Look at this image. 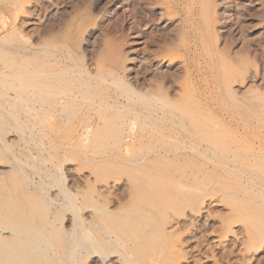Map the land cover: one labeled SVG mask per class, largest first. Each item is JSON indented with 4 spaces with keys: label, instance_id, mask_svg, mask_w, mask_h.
Wrapping results in <instances>:
<instances>
[{
    "label": "rangeland",
    "instance_id": "rangeland-1",
    "mask_svg": "<svg viewBox=\"0 0 264 264\" xmlns=\"http://www.w3.org/2000/svg\"><path fill=\"white\" fill-rule=\"evenodd\" d=\"M17 1L0 0V25L5 21L8 24L14 23L22 33L28 34L30 40L26 43L15 34H9L4 40L5 47L19 41L21 45H34L43 38H39L37 31L53 19L52 12H59L57 14L61 16L62 22L73 19L84 26L75 36L78 37L79 50L92 57L87 55L88 63L93 62L89 63L91 68L94 67L96 48L98 52L105 42H117L121 44L122 52L127 50L125 53L128 52L127 55L131 54L132 57L136 54L133 58L138 65L133 67L132 75L141 69L143 62L139 61L144 59L145 49L151 48L147 45L148 38L159 32V28L171 30L172 22L166 18L179 19L174 13L168 14L164 5H159L160 8L151 6L158 13V18L159 11L164 9L163 20H155L151 25L140 23V27L136 26L138 28L134 30L130 29L128 23L131 22L127 14L130 0H20L21 7ZM53 2L55 4L49 8ZM142 2L139 0V5ZM239 2L253 11L246 19L240 17L241 22L232 14ZM217 5L220 16H230L217 32L223 36L230 33L236 37L237 41L232 45L234 50H238L247 38L255 39L261 36L259 33H264V28L258 24V13H261L260 9L264 10V0H217ZM224 7L229 8L230 13L225 15ZM80 9L85 10L81 12ZM140 14L138 17L144 15ZM87 15L92 18L86 20L88 24H85ZM175 24H178V20L172 24V28ZM112 25L119 27L114 29ZM242 27L247 32L243 33ZM242 36L243 41L240 42ZM258 41L259 50L253 46L249 53L251 57H256L247 78L242 83H232V87L238 90V98L248 104V110L243 102L239 107L220 98V78L215 76L209 78L205 93H192V110L188 112L184 108L186 112L181 111L189 115H182L177 109L174 111L173 115L177 117H205V120L209 118V122L212 120L209 125L213 133L217 132L214 136L218 142H193L187 136L190 129L188 124L181 126V130L178 125L163 122L149 126L148 130L147 121L151 118L144 113H138L132 118L136 124H133L134 132L141 134L142 138L131 142L122 141L119 135L129 122L123 124L121 121L124 117L127 119L129 113L126 114V110L129 107H124L121 114L116 113L117 110L113 112L114 109L111 111L107 108L110 112L101 109L99 112L101 115L106 114L107 121L101 127H94L88 138L78 133L83 132L81 127L84 128V122L89 120L90 115L97 117L96 111L83 110L82 113V109L80 112L70 110L62 115L68 116L62 127L51 126L56 127L51 129L46 114L43 115L45 119L41 116L39 121V117L31 115V111L23 112L15 106L9 112L0 110V162L6 165L4 168L8 169L9 177L8 180L4 176L5 183L8 188L19 190V195L13 190L12 196L22 207L26 202L23 204L20 197L25 200L30 195L26 201H31L33 197L37 208L34 209L36 214H31L37 228L44 225L47 229L50 225L45 223L48 222L53 226L52 233L44 232L43 236L35 239V247L51 245L50 249L56 251V257L63 260L60 262L67 264L60 247L66 245L68 231L75 224L73 215L79 214L89 222L82 221V225L78 222L76 235L82 234L80 237L83 239L78 237L80 243L87 241L90 244L85 242V250H76L70 264H97L95 259L99 261L103 256L107 260H116L111 264H264V110L261 111L264 109V57L261 53L264 41ZM96 42L98 46H95ZM58 44L63 51L69 50L66 49L68 46L65 47L67 42ZM181 44V54L174 55L176 66L171 68L165 62L161 68L163 71L166 69L172 72L181 66L179 69L183 74L186 61L191 63L192 67L188 66L193 70L199 66L194 63V59L192 61L186 45ZM45 47L47 45L41 49ZM36 57L39 55L32 54L27 60L28 65ZM81 58L80 55L77 59L78 65ZM189 58L193 63L188 61ZM211 69H215L214 65H211ZM255 85L256 90L249 92V87ZM112 88V85L101 84L97 90L98 95H105L109 91L112 93ZM208 100L211 106L206 109L205 102ZM242 106L246 111H252L250 108L254 107L253 112L257 110L261 113L259 116L246 115ZM16 109H19V114L13 111ZM10 168L15 170L11 169L13 175L12 172L8 174ZM13 184L20 188L16 185V190ZM50 198L54 200L50 201ZM81 226L87 229L85 235ZM41 230L43 232V228ZM87 244L90 245L89 250Z\"/></svg>",
    "mask_w": 264,
    "mask_h": 264
},
{
    "label": "bare ground",
    "instance_id": "bare-ground-1",
    "mask_svg": "<svg viewBox=\"0 0 264 264\" xmlns=\"http://www.w3.org/2000/svg\"><path fill=\"white\" fill-rule=\"evenodd\" d=\"M11 2L13 3L14 1ZM16 3L20 6L22 4V1L18 0ZM130 3L131 5L128 6L130 7V9L127 13L129 19L131 20V22H128L130 23V29L136 30L138 27H140V23L141 25H151L155 22V20H160L163 17L164 9L162 8V11H159V18L157 15L158 13L156 14L155 9H153L154 7L156 8L159 5H164L165 11H167L168 14L174 13L179 16V19H176L178 20V24H175L173 28L172 24L176 22V20L172 19L173 17H169L168 19L166 18V20H170L172 22L171 27L169 26L171 30L167 28L169 29L167 30L169 32L164 30L166 29L165 27L163 29L159 28V32L155 33V31L154 35L150 34L151 36L148 38L149 40L147 42V45L149 46L148 48H150V46L151 48L149 50L145 49V55L144 57H142L144 59L141 58V61L137 59L140 63H143H141V69H139L138 71L135 70L137 72L135 73V75L132 74L134 73L133 67L135 68L138 65V63H135L136 60H134V56H136V54L133 55V58L131 54L127 55L128 52L125 53L127 50H125V52H122L120 49L121 44L117 42H115L114 44L105 42L103 46H101L102 49L100 48L98 52L96 48V54H94V67L91 68L90 64L93 62L90 61V64L88 63L89 57H87V55L89 53L87 55H84L85 51L79 50L78 37L75 36L76 33L84 26L81 25L82 23L77 24L73 19H71L70 21L66 20V22H62L60 19L61 16L58 15L59 12H54L55 14H53L52 12L53 19H51V21H49L48 23L45 22L46 24L41 26V30L39 32L37 31V33H39V35L37 34L39 38H43H38V43H36L37 41L35 40L36 42L35 44L32 43L34 44L32 46H27L24 44L21 45L19 41V43H15L11 46L5 47L4 40L6 38V35L15 34L24 42L29 41L30 38L27 36L28 34L25 35L20 29L16 28L14 23L8 24L7 21H5L2 26L0 25V110L9 112V110L11 111V109H15V106L22 111H31V115H34V117L36 118L39 117V121L41 119V116L46 114L45 118L49 117L50 121H48V123L50 127L60 125L62 127V124H64L65 121L68 120V116L62 117V115H65V113H69L68 111L70 110L80 112L82 109V113L83 110L96 111L97 117L90 115L89 120L84 122V128L81 127V129H83V132L81 131L82 134L81 132L78 133L82 137L88 138L94 127H101L107 121V117L105 116L106 114H100L99 111L101 109L105 108L104 111L107 108H109L111 111L112 109H114L113 112L117 110L116 113L119 114L120 112L121 114L124 107H129L130 109L128 108L129 110H126V114L129 113V115L126 116L127 119H124L125 117H122L123 119L121 121L123 124L129 122V125L127 123V128H124V132L120 133L119 135V138L122 141L131 142L142 138L141 134L138 133L140 136H138L137 133L135 134L134 125L136 124L132 122V118L134 119L133 116L138 115V113H144V115L146 114L149 118H151L147 121L149 123L148 127L154 124H162L163 122H168L171 125L173 124L175 126L178 125L179 127L188 124L190 129L188 130L189 132L187 136L193 142L217 141L214 136V134H216L217 132L213 133L212 128L209 125L212 120L209 122V118L205 120V117L201 119L200 117H177L176 114L173 115L174 111L180 110V114L189 115V113L184 114L181 111L184 112V108L188 112L192 110V93H205V91L208 90L209 85L207 83L209 78H214L215 76H218L217 79L220 78V82H218V93L220 94V98H224L236 106H241V103L243 102V105H247L245 107L248 110V104L246 102L244 103V101H242L240 97L238 98V90L232 87V83L238 81L244 82L243 80L247 78L252 67L255 65L254 58L256 57H251L249 53L251 51V48L253 49L254 47H257L256 50H259L258 42L260 43V41L258 40L264 41V33L262 31L261 32L263 34L257 32L259 33L258 35L261 36L255 39H249L246 37L247 39L244 41V36H242V39H239L240 42L241 40L243 41L241 47L238 50H234V46L232 47V45H234L233 43L237 41L236 37H234V35L230 33L229 35L224 34L223 36L217 32L218 29L226 22V18L230 17L229 15L225 17L218 14L219 12L216 8L218 6L217 0H143L141 5H139V0H130ZM239 3L236 4L233 8L232 14H234L236 20H239V22H241L240 17H245L246 19V17L250 16L253 11H249V8L246 7L247 5L241 4L242 2ZM54 4V2L51 3L49 5V8ZM19 6L18 8L20 10L21 6ZM151 6L153 8H151ZM160 7L161 6H159V8ZM88 8L90 7L88 6ZM222 9L225 15L226 13H230L229 8L224 7ZM80 10L82 12L85 9ZM262 10L260 9L259 12L261 13H258L259 15L257 14V11L255 13L258 15V24L262 26L263 29L264 10ZM25 13L27 14L28 12L26 11ZM140 13L144 15L138 17V14ZM90 18L89 15H87L84 20L90 21ZM162 20L163 19H161V21ZM87 21L85 24H88ZM243 22L245 23V21ZM238 24L240 23H237V25ZM112 27H114L115 29L119 26L117 27L116 25H112ZM246 28L250 29L251 27L246 26ZM241 30L243 31V33L247 32L244 27H242ZM240 34L242 35V33ZM48 39L50 40V42ZM99 40L97 42H99ZM109 40L110 39H108V41ZM66 42L69 45L67 44L65 45V47L68 46L66 47V49L69 48V50H66L67 53L65 54L66 51H63L61 45H59L58 43L65 44ZM97 42L95 46L99 45L97 44ZM12 43L14 42L12 41ZM181 43H184L186 45L191 55L192 61L194 59V63L199 64V66L197 65V68L193 70L189 67L191 66V63L189 64L186 61L183 64V74L179 69L181 66H177L174 71L171 70L172 72L166 69L163 71L161 68L162 64L165 62H168L169 67L171 68L176 66V62H174V55L181 54L179 53V47L180 45H182ZM46 45L47 47L41 49ZM128 51L131 50L129 49ZM253 51H255V49ZM34 53L39 55V57H36L34 59V62H31L28 65L27 60ZM261 53L263 58L264 49L261 50ZM80 55L82 56V58L80 59L81 61L78 65L76 62L77 59L80 58ZM189 59L188 61H191V59ZM211 65H214V70L211 69ZM101 84L107 86L112 85L113 92L111 93V91H109L105 95H98L97 90ZM254 87L257 86L255 85L253 87H249V92H253L254 89L256 90V88ZM210 106V101H206L205 108L209 109ZM198 108H200L199 105ZM246 108H244L245 111ZM19 109L13 111L15 112ZM250 109L252 111H246V115L259 116L261 111L264 110L260 109L261 111H259L258 113L257 110L253 112V109L255 110L254 107ZM29 111H26V113ZM245 111H243V113H245ZM255 112H257V115H255ZM191 114H193V112H191ZM54 115L58 116L55 117L56 119L52 120ZM116 117H118V115ZM38 123L40 124V122ZM215 126H213V129L215 128ZM182 128L183 127H181V130ZM51 129H56V127H51ZM148 130H150V127ZM79 138L81 137L79 136ZM171 139L174 138L172 137ZM1 160L2 159H0V161ZM4 166L6 165L0 162V264H64L62 263L63 260L61 258L60 260L62 261L60 262V260L57 258L58 256L56 257V251H53L54 249H50L51 245L48 246V244H45L43 245V247H38L39 249L35 247V239L39 238V236H43L44 232L48 234L50 232L52 233L53 226L51 222L45 223V225L47 224L50 226L45 229L43 225V232L41 230V227L37 228L35 226L32 220L31 213L36 214L34 212H36L35 208H37V206L33 197L30 198L31 201H26L27 197H30V195H27V197H25V200L24 197H20L22 198L23 204L24 202H26V205L24 204L22 207L17 204L18 200L16 201V199L12 196L14 189L12 190L11 188H8L5 183L4 176L6 175L5 177L8 178V180L9 177L7 176L8 169L4 168ZM11 169L13 168L9 169L10 171H8V174L12 171L15 172L14 169L12 171ZM14 172H12L11 175H13ZM11 175H9L10 178ZM16 185L17 184H15L14 186L17 190V186L19 187V185ZM15 192L18 194L19 190H14V193ZM52 200L54 199L50 198V201ZM22 201L20 200L21 203ZM32 204H34L35 207ZM92 216L95 217V214L92 213ZM93 220L94 219H91V221ZM73 221L75 224L68 231V241L66 240V245L64 244L60 247V252L64 254L67 264H70L72 262V257H74L76 250L80 248L84 249V247L86 246V244L84 243L87 242H79L81 240H79L78 237H80L82 234L79 233L80 236H78V234L76 235V231L79 230H76V227L78 222L80 225H82V221L89 222L88 219H82L79 214H74ZM86 230V228L84 229V231L81 229V231L84 232V235L86 233ZM87 243L90 244V242ZM89 246L90 245H88L87 247L88 250ZM92 248L93 245L91 243V249ZM49 250H51L52 252H50ZM116 259L119 260L120 258L116 257ZM95 260H97V264H111L112 262L116 261L114 260V258L107 260L104 256L101 260L99 259V261L98 259Z\"/></svg>",
    "mask_w": 264,
    "mask_h": 264
}]
</instances>
